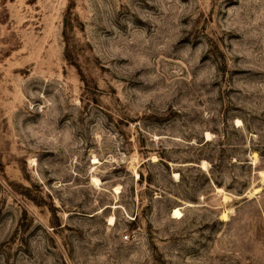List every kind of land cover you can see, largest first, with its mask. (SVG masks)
I'll return each instance as SVG.
<instances>
[{
  "label": "rangeland",
  "instance_id": "1",
  "mask_svg": "<svg viewBox=\"0 0 264 264\" xmlns=\"http://www.w3.org/2000/svg\"><path fill=\"white\" fill-rule=\"evenodd\" d=\"M263 171L264 0H0V264H264Z\"/></svg>",
  "mask_w": 264,
  "mask_h": 264
},
{
  "label": "bare ground",
  "instance_id": "2",
  "mask_svg": "<svg viewBox=\"0 0 264 264\" xmlns=\"http://www.w3.org/2000/svg\"><path fill=\"white\" fill-rule=\"evenodd\" d=\"M207 135L209 136L210 134L208 133ZM176 174H177V173H175V176H176V178H177L178 175H176ZM262 175L264 176V171L262 172ZM180 212H181V211H180L178 208H176L175 211H174V213H175L176 215H178V216L181 214ZM226 214H227V213H226ZM226 214L224 215L225 218H226ZM110 221H111V222H113V221L115 222V219H114L113 216L110 217ZM114 222H113V223H114ZM110 225H111V224H110Z\"/></svg>",
  "mask_w": 264,
  "mask_h": 264
}]
</instances>
